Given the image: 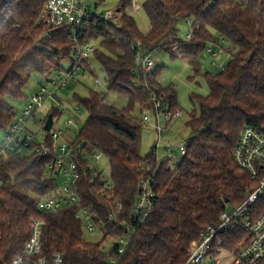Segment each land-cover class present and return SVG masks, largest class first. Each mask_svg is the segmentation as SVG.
I'll list each match as a JSON object with an SVG mask.
<instances>
[{
	"label": "trees",
	"instance_id": "trees-1",
	"mask_svg": "<svg viewBox=\"0 0 264 264\" xmlns=\"http://www.w3.org/2000/svg\"><path fill=\"white\" fill-rule=\"evenodd\" d=\"M96 6L107 0H95ZM47 0H0V133L17 116L10 98L24 97L34 72L52 74L72 58L69 34L55 29L48 36L40 14ZM145 0L150 28L143 33L129 11L131 0H120L118 19L99 21L85 34L99 41L95 56L108 82V93L89 90L75 94L88 118L72 142L83 153L102 152L110 167L111 201L123 205L119 224L108 221V199L102 183L82 161L77 192L79 206L41 213L38 199L58 188L48 171L51 158L29 154L0 158V264H12L25 252L32 223L43 219L41 256L62 254L64 264H109L102 243L83 239V222L76 217L86 208L105 237L123 234L122 221H130L142 180L151 179L155 207L147 221L135 229L118 264H185L200 233L219 222L228 206L236 207L257 182L235 162L234 149L246 127L264 130V0ZM191 20L192 35L184 41L179 23ZM98 39V40H97ZM141 41L146 53L169 52L172 59L197 60L211 43H221L229 55L224 70L202 72L209 93L191 95L198 105L188 115L190 142L173 167L160 160L154 147L143 156L140 107H154L152 93L164 100L168 111H180L174 87H162L160 70L145 76L133 72L132 45ZM87 61V60H86ZM88 70H91L89 65ZM93 73V71H92ZM195 75L191 78L194 79ZM139 81L140 86L135 82ZM147 83V86L145 85ZM109 92L128 97L122 109L107 102ZM154 109V108H153ZM155 111V110H154ZM54 116L60 114L56 109ZM155 113V112H154ZM46 143H51L45 131ZM246 233L233 229L223 235V246L235 250ZM114 251V249H113Z\"/></svg>",
	"mask_w": 264,
	"mask_h": 264
},
{
	"label": "built area",
	"instance_id": "built-area-1",
	"mask_svg": "<svg viewBox=\"0 0 264 264\" xmlns=\"http://www.w3.org/2000/svg\"><path fill=\"white\" fill-rule=\"evenodd\" d=\"M91 0H47L40 14V20L44 25V33L48 36L55 29H62L67 32L73 42L72 58L68 60V67L62 64L39 85L38 91L27 104L21 115L16 116L9 127L0 136V158H7L12 155L24 156L29 154L39 155L43 158H51L48 164V171L58 180L62 178L63 185L38 199V209L41 213L58 212L69 206H79L80 196L77 192V182L80 178L82 161H85L87 168L91 171L94 179L99 180L102 185L101 193L108 199V221L119 224L122 217L123 205L119 201H111L112 183L110 177L102 174L98 167L103 160L102 152L83 153L76 150L72 142L67 143L64 131L56 128L59 116H54V124L49 132L51 143H46V136L39 135L32 129V124L44 126L47 120H40L37 116L45 105L51 100H58V94L64 91L84 69V62L95 55L96 45L94 38L85 36L99 21L113 20L121 16L118 10H107L101 12L98 6L90 3ZM96 3L95 0H93ZM244 0L242 3H246ZM131 6L138 9L139 0H131ZM189 34L188 39L191 37ZM219 44L211 43L207 48L211 54L216 56L212 47ZM135 52L134 73L147 75L157 66L152 53L143 50L142 42L136 41L132 45ZM222 68V70H224ZM145 79V76H144ZM100 84V80H95ZM140 86L139 81L135 82ZM147 86V83H145ZM154 110L156 116L155 128L159 136L153 153L159 158V149H167L172 158H176L175 147L171 144L163 146L164 133L167 124L174 119L182 117L181 111L172 113L164 100L155 92L152 93ZM80 107L77 110L80 111ZM164 119L166 127L161 125ZM149 117L145 115L143 122H148ZM68 126L74 125L72 120ZM45 131V130H44ZM190 140L176 145L179 153H186ZM234 158L237 165L245 170L252 179L257 182L256 187L249 192L245 199L232 212L225 211L220 215L219 222L206 226L200 233L197 241L193 242L189 249V256L185 264H222L223 254L229 255V264H264V130L254 127L244 128L238 137L234 149ZM152 180H142L138 199L131 213L130 221H122L121 226L124 233L110 238L114 239L111 249L102 244L101 249L108 256L109 264H118L125 254L131 239L135 235V229L143 225L155 207V192L152 188ZM76 217L81 219L83 226L93 231L96 224L93 215L83 207H79ZM45 224L43 219H35L32 223V235L26 244L23 255L17 256L12 264H64L62 254H55L52 258L41 256L42 241L41 234ZM243 229L246 233L245 239L240 245L231 250L223 246V235L233 229ZM114 249V251H113Z\"/></svg>",
	"mask_w": 264,
	"mask_h": 264
},
{
	"label": "rangeland",
	"instance_id": "rangeland-1",
	"mask_svg": "<svg viewBox=\"0 0 264 264\" xmlns=\"http://www.w3.org/2000/svg\"><path fill=\"white\" fill-rule=\"evenodd\" d=\"M120 0H107L104 4L98 7L101 12L107 10H116L118 8ZM140 7L138 9L130 7L129 11L134 16L139 28L143 33L148 32L150 28L149 18L144 10L143 4L145 0H139ZM90 3L94 5V1ZM120 16L115 18V22L118 23ZM179 35L182 40L187 41L188 36L192 31L191 20H182L179 23ZM98 40V39H97ZM99 41L95 42L96 47L99 45ZM213 51L217 54L214 56L208 49H205L197 60H184L181 58L172 59L169 52L166 51H155L152 56L157 62V66L152 70V74L160 70L158 81L162 87L172 86L176 89L178 95L179 109L182 113V117L174 119L172 122L167 124V130L164 133L163 146L171 144L175 147L176 158H172L166 148L161 147L159 149V159H169L170 165L173 167L181 159V154L178 151L176 145L190 140L189 129L186 126L189 113L194 109L198 108L197 104L192 103L191 95L193 93L206 96L209 93V89L205 78L202 75H195V70H201L202 72H218L222 68L226 67L229 60V55L222 49L221 43L219 46L212 47ZM65 67L69 66V63L65 61L63 63ZM91 65V70H88ZM84 69H82L77 75L76 79L61 93L58 94V100H51L45 107L38 112L37 116L41 120H45L52 109H56L60 112L59 121L56 123V128H60L64 131V137L67 143L73 142L85 122L88 118V112L81 107L80 111L77 110L78 101L75 98V94L81 97L87 96L89 90H95L98 92L108 93V82L106 79V73L101 67L100 63L93 55L89 60L84 62ZM93 71V73H92ZM195 75V78L191 77ZM46 75L39 72H34L31 75L30 80L25 86L23 93L24 97L20 99L10 98L9 102L14 106L15 113L17 116L21 115L27 104L31 101L32 97L38 91L39 85L45 80ZM99 79L100 84L97 85L95 80ZM140 83V82H139ZM107 102L119 109H122L128 105L129 99L123 94L117 92H109ZM154 108V107H153ZM152 107L145 108L144 112H141L140 107L137 106L135 109V115L142 118L147 115L149 117L148 122H143V129L140 135V153L146 156L151 149L157 144L159 140L158 133L155 128L156 116L155 111ZM72 120L74 125L68 126V121ZM161 125L166 127L164 119H161ZM38 134L45 135V131L41 126L35 127ZM2 133H0L1 136ZM99 168L102 169V174L105 177H110V167L108 160L105 158L99 163ZM58 186L63 185L62 178H59L56 182ZM234 207L228 206L227 211L232 212ZM83 239L91 243H102L111 249L114 244V239L105 237L104 232L99 228L95 227L93 231L89 230L87 226H83ZM229 255L223 254L222 264H229Z\"/></svg>",
	"mask_w": 264,
	"mask_h": 264
},
{
	"label": "water",
	"instance_id": "water-1",
	"mask_svg": "<svg viewBox=\"0 0 264 264\" xmlns=\"http://www.w3.org/2000/svg\"><path fill=\"white\" fill-rule=\"evenodd\" d=\"M118 10H120V9H118ZM53 118H54V115L52 113H49L47 120H46V123H45V126H44L45 131H50L52 129L53 124H54Z\"/></svg>",
	"mask_w": 264,
	"mask_h": 264
},
{
	"label": "crops",
	"instance_id": "crops-1",
	"mask_svg": "<svg viewBox=\"0 0 264 264\" xmlns=\"http://www.w3.org/2000/svg\"><path fill=\"white\" fill-rule=\"evenodd\" d=\"M31 126H32V129H33L35 132H37V133H38V131H37V130H35V127H38V125L32 124ZM39 135H40V134H39Z\"/></svg>",
	"mask_w": 264,
	"mask_h": 264
}]
</instances>
